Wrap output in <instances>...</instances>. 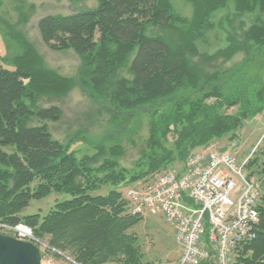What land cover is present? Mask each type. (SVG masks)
<instances>
[{
	"label": "trees",
	"instance_id": "16d2710c",
	"mask_svg": "<svg viewBox=\"0 0 264 264\" xmlns=\"http://www.w3.org/2000/svg\"><path fill=\"white\" fill-rule=\"evenodd\" d=\"M185 1L191 17L176 12L170 0H96L93 8L41 17L37 28L45 46L78 56L76 79L45 66L24 38L12 69L0 59V233L11 235L5 227L17 224L30 227L41 260L48 255L71 264H147L134 230L142 214L130 212L117 186L144 187L165 171L183 169L193 153L220 138H237L243 121L264 108V77L247 75L264 57V0ZM230 1L235 16L252 15L247 30L240 39L228 34L225 47L211 55L200 52L215 26L213 13ZM239 52L243 57L230 67L207 66ZM76 81L90 98L108 102L112 120L143 109L149 115L146 148L132 168L118 161L121 145L102 153L97 144L93 154L77 156L51 136L45 122L58 121L61 110L36 102L66 93ZM165 102L172 105L157 112ZM243 169L260 183L259 220L255 239L234 246L232 264H264V159L253 153ZM102 186L106 193L91 194ZM52 192L69 197L44 215L23 213L32 200Z\"/></svg>",
	"mask_w": 264,
	"mask_h": 264
},
{
	"label": "rangeland",
	"instance_id": "374dc122",
	"mask_svg": "<svg viewBox=\"0 0 264 264\" xmlns=\"http://www.w3.org/2000/svg\"><path fill=\"white\" fill-rule=\"evenodd\" d=\"M0 1V59L4 67L13 68L11 60L14 55L21 53L22 48L19 40L24 38L35 48L45 66L61 75L76 79L80 63L78 56L72 49L53 51L47 48L39 35L37 22L45 15H65L79 9L93 8L96 6V0ZM170 2L176 12L184 17H191L192 7L188 2L185 0H170ZM228 5L229 7L226 9L224 7L213 13L212 18L215 26L206 32L204 42H200L198 46L200 52L211 55L225 47L228 34L240 39L243 32L247 30L252 21V15L235 16L232 1L228 2ZM225 15L228 17L225 18ZM242 57L243 53L241 52L229 59L216 57L209 61L207 66L211 71L219 67H230L234 63H238ZM259 59L263 61H255L247 71L248 76L264 77L263 55ZM198 60L194 58V61ZM122 74L128 75V72L123 70ZM36 105L38 107L55 105L60 108V119L45 123L51 136L66 145L68 144V148L74 151L77 156L93 154L97 144H100L99 150L102 153H109V148L118 144L122 147V152L118 155L120 165L132 168L146 148L145 140L148 135L150 117L144 109L137 111L129 119L120 115L117 117V121L112 120V111L108 102H103L97 97L90 98L77 81L66 93L40 96ZM171 105L172 102L159 104L157 112H162ZM228 111H233V108ZM243 122V126L237 132V138L232 140L220 138L213 142L210 148L235 154L240 160L253 155V153L264 159V108L261 113ZM37 123L38 121L35 119L31 121V124ZM179 165L176 163L175 166ZM132 185L137 186V184ZM118 187L126 196L127 189L132 186L118 185ZM108 189L107 186H102L99 190L91 191V194H104ZM68 197L67 194L52 192L45 197L32 200L23 213L39 212L44 215L56 200ZM134 230L139 238L138 243L144 262L147 264H173L174 258L179 252V246L174 240V224L165 222L159 213H144L141 222L135 226ZM40 246L43 248L44 244H40ZM41 262L42 264H71L66 257L55 258L48 255Z\"/></svg>",
	"mask_w": 264,
	"mask_h": 264
},
{
	"label": "built area",
	"instance_id": "2783aa9c",
	"mask_svg": "<svg viewBox=\"0 0 264 264\" xmlns=\"http://www.w3.org/2000/svg\"><path fill=\"white\" fill-rule=\"evenodd\" d=\"M246 158L207 148L190 155L183 169L157 175L126 191L133 214L162 215L174 224L179 254L173 264H232L234 246L256 236L258 180L243 169ZM17 239L35 238L30 227H5ZM36 244V243H35Z\"/></svg>",
	"mask_w": 264,
	"mask_h": 264
},
{
	"label": "water",
	"instance_id": "95a60500",
	"mask_svg": "<svg viewBox=\"0 0 264 264\" xmlns=\"http://www.w3.org/2000/svg\"><path fill=\"white\" fill-rule=\"evenodd\" d=\"M0 264H42L40 248L31 241L0 233Z\"/></svg>",
	"mask_w": 264,
	"mask_h": 264
},
{
	"label": "crops",
	"instance_id": "0c3cea01",
	"mask_svg": "<svg viewBox=\"0 0 264 264\" xmlns=\"http://www.w3.org/2000/svg\"><path fill=\"white\" fill-rule=\"evenodd\" d=\"M179 252L177 253L176 257L178 256ZM176 257L174 259H176Z\"/></svg>",
	"mask_w": 264,
	"mask_h": 264
}]
</instances>
